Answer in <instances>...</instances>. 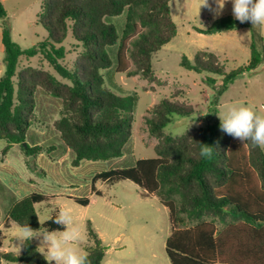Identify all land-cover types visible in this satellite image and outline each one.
<instances>
[{
  "label": "trees",
  "instance_id": "trees-1",
  "mask_svg": "<svg viewBox=\"0 0 264 264\" xmlns=\"http://www.w3.org/2000/svg\"><path fill=\"white\" fill-rule=\"evenodd\" d=\"M171 1L44 0L38 22L49 31L50 41L23 49L13 40L12 26L0 0L6 66L0 77V140H5L8 147L21 145L28 155L40 153V148L30 147L29 132L36 120L37 93L41 88L62 104V117L54 126L60 140L74 154V166L83 161L121 158L132 135L138 97L126 94L111 76L106 81L103 71L115 65L116 73L157 81L153 57L178 33ZM123 16L125 22L120 29L114 20ZM239 27L252 25L226 16L207 30L198 31L210 34ZM69 35L81 47L72 69L60 62L66 56L62 43ZM262 45V36L252 29L251 61L229 74L210 52H199L194 63L184 57L183 65L222 76L223 86L227 87L262 63ZM116 46L114 61L110 49ZM39 53L69 83L33 67L18 72L23 57ZM180 93L162 100L145 117L149 133L158 139L157 157L137 160L131 167L98 172L91 179L92 191L102 194L96 188L100 180H130L144 190L146 197L156 196L170 213L166 253L171 264H264V149L221 131L218 121L180 137L167 135L164 130L172 115L194 113L191 106L174 101ZM202 144L212 148L210 157L201 156ZM0 187L4 189L1 183ZM51 198L41 193L13 198L6 211L5 226L16 223L29 224L33 229H59L52 222L56 214L42 224L35 207ZM74 199L82 206L90 204L88 197ZM1 220L0 208V223ZM87 235L90 246L84 251L90 264H102L108 249L91 223ZM4 261L47 264L32 241L20 253L0 251V264Z\"/></svg>",
  "mask_w": 264,
  "mask_h": 264
},
{
  "label": "rangeland",
  "instance_id": "rangeland-1",
  "mask_svg": "<svg viewBox=\"0 0 264 264\" xmlns=\"http://www.w3.org/2000/svg\"><path fill=\"white\" fill-rule=\"evenodd\" d=\"M44 3V0H9L4 5L13 28V40L23 49L50 41L49 31L38 22V15L44 11ZM199 3L200 0L171 1V12L178 33L153 57L152 65L157 81L149 82L140 76L128 77L126 74L116 73L115 65L109 71H103L106 81L111 76L126 94L138 97L132 135L122 158L98 164L84 161L80 166H74V156L60 140L54 126L62 117V104L59 99L39 88L36 120L29 132V144L41 151L36 157L28 155L26 149L16 145L10 155V151L3 154L6 141L0 140V181L14 190L10 182L17 179L15 183L17 181L21 192H42L54 199L65 193L86 196L91 191V178L97 169L131 167L137 160L157 157L155 146L158 139L149 133L145 117L149 110L164 99L170 100L176 92L181 91L182 94L174 101L191 106L194 113L189 116L172 115L171 122L164 131L173 137H180L208 123L220 122L216 114L233 105L250 106L264 115V54L262 63L256 69L239 76L227 87L223 86L224 77L197 72L183 65L184 57L194 63L196 55L201 51L215 54L227 74L247 66L251 61V27L210 34L198 31L207 30L220 18L234 17L231 0H227L222 14L215 19L209 7H201L199 10ZM209 4L213 9L216 7L215 0H209ZM114 21L121 29L125 16ZM262 38L264 48V36ZM62 46L66 49V56L60 62L72 69L81 47L71 35ZM110 52L115 61L117 46L111 48ZM4 58L5 54L1 52L0 77L6 70ZM27 67L51 73L60 81L69 83L42 53L32 58L23 57L18 72ZM75 179H80V182L76 183ZM73 185L74 188L80 185L83 187L75 190L71 187ZM97 187L102 194L95 195V201L88 207L64 196L37 204L40 222L51 219L61 207H71L82 234L76 247L85 253V248L90 246L87 228L88 223H91L108 249L102 264H171L166 253V241L171 233L170 213L159 199L155 196L146 197L144 190L130 180L117 183L100 180ZM10 195L8 190L3 194L0 187V251L19 253L16 247L19 225L13 223L11 228L5 226ZM31 241L38 247L39 240ZM3 264L24 263L4 261Z\"/></svg>",
  "mask_w": 264,
  "mask_h": 264
},
{
  "label": "clouds",
  "instance_id": "clouds-1",
  "mask_svg": "<svg viewBox=\"0 0 264 264\" xmlns=\"http://www.w3.org/2000/svg\"><path fill=\"white\" fill-rule=\"evenodd\" d=\"M227 0H215L213 9L209 0H200L201 7H209L214 13V19L222 14ZM232 14L240 23L250 22L252 29H256L264 36V0H231ZM220 120V130L240 140L250 143L254 147L264 149V115L256 112L246 105H233L216 114ZM201 156L210 157L212 148L202 144ZM60 228L57 230L33 229L29 224L18 226L16 247L19 253L33 239L39 240L37 249L47 264H90L86 253L82 252L76 244L81 240L82 234L74 219L71 207H61L52 221Z\"/></svg>",
  "mask_w": 264,
  "mask_h": 264
},
{
  "label": "crops",
  "instance_id": "crops-1",
  "mask_svg": "<svg viewBox=\"0 0 264 264\" xmlns=\"http://www.w3.org/2000/svg\"><path fill=\"white\" fill-rule=\"evenodd\" d=\"M2 1V3H3V5H5V3L7 2V1H9V0H1ZM5 7V6H4ZM173 17V16H172ZM12 35H13V28H12ZM1 52H4V48H3V43H2V28H1V26H0V53ZM202 52V51H201ZM23 59V58H22ZM2 77V76H1ZM17 144H14V145H11V146H9L8 147V143L6 142V144H5V146L6 147H8L7 148V151L6 152H4V150H5V148L6 147H4V149H3V154H7V153H9V151H10V153H9V155L11 154V152L13 151V149H14V147L16 146ZM30 145V144H29ZM21 146V145H20ZM31 147V146H30ZM67 148V147H66ZM70 150V149H69ZM70 152H72L71 150H70ZM73 154V153H72ZM73 156H74V154H73ZM37 157V156H36ZM122 158V157H121ZM119 159V158H118ZM115 160H117V159H114V160H111V161H115ZM111 161H108V162H111ZM84 162V161H83ZM88 162V161H87ZM90 163H93V164H98V163H106V162H90ZM136 163V162H135ZM81 165V164H80ZM135 165V164H134ZM99 166H102V165H99ZM78 167V166H77ZM112 169V168H111ZM106 170H109V169H105V168H101V169H97V172L95 173V174H97L98 172H102V171H106ZM79 176H81V175H79ZM74 178V177H73ZM77 178H80V177H77ZM92 178H93V176H92ZM91 178V179H92ZM15 180H17V179H12V181L10 182V186L14 189V190H11V189H9V187L6 185V183H2V181H0V183L3 185V187H4V189H2V192H3V194L5 193V191H10V197H9V203H8V206H10V204H11V201H12V199L13 198H15V199H22V198H24L25 196H28V195H30V194H32V193H41V194H45V193H42V192H28V193H24V192H21L20 191V188H18V186H17V181H16V183H15ZM73 181H74V179H72ZM75 180H77V182L76 183H79L80 182V179L78 180V179H75ZM98 183V182H97ZM97 183H96V188H97V190L98 191H100L101 192V190H99V188L97 187ZM74 186L75 185H73V186H71L72 188H74ZM87 185H85V187H86ZM81 187H83V186H81L80 185V187H75L74 189L75 190H80L81 189ZM71 189V188H70ZM90 189H91V191L89 192V193H87L86 194V196H84V197H88L89 199H90V204L89 205H91L95 200H94V198H95V195H97L95 192H93L92 191V188H91V184H90ZM72 191H73V189H71ZM83 193H86V192H84L83 191ZM102 193V192H101ZM6 195V194H5ZM45 195H48V194H45ZM48 196H50V195H48ZM59 196H61V197H67V198H69V199H72V200H74L75 201V199L74 198H77L78 196H74V195H71L70 193L68 194V193H65L64 195H62V194H60V195H57V196H55V199L54 198H51L50 200H48V201H51V200H57V198L59 197ZM50 197H52V196H50ZM156 197V196H155ZM47 201V202H48ZM37 205V204H36ZM88 205V206H89ZM88 206H86V207H88ZM36 207V206H35ZM2 210V209H1ZM40 219V218H39ZM2 221V220H1ZM6 222H7V220H6ZM5 222V223H6ZM45 223V222H44ZM12 224L13 223H10V225H9V228H11L12 227ZM16 224V223H15ZM43 224V223H42ZM18 225V224H17ZM6 228H8V227H6ZM2 251H6V250H2ZM6 252H10V251H6Z\"/></svg>",
  "mask_w": 264,
  "mask_h": 264
},
{
  "label": "water",
  "instance_id": "water-1",
  "mask_svg": "<svg viewBox=\"0 0 264 264\" xmlns=\"http://www.w3.org/2000/svg\"><path fill=\"white\" fill-rule=\"evenodd\" d=\"M24 146L26 147L27 146V143H24Z\"/></svg>",
  "mask_w": 264,
  "mask_h": 264
}]
</instances>
